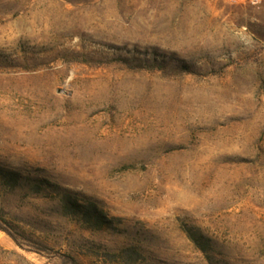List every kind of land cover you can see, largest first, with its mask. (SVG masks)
I'll return each instance as SVG.
<instances>
[{"label":"rangeland","instance_id":"obj_1","mask_svg":"<svg viewBox=\"0 0 264 264\" xmlns=\"http://www.w3.org/2000/svg\"><path fill=\"white\" fill-rule=\"evenodd\" d=\"M0 264H264V0H0Z\"/></svg>","mask_w":264,"mask_h":264},{"label":"trees","instance_id":"obj_2","mask_svg":"<svg viewBox=\"0 0 264 264\" xmlns=\"http://www.w3.org/2000/svg\"><path fill=\"white\" fill-rule=\"evenodd\" d=\"M3 176L9 181H13L16 184H19L22 180V176L16 172H6ZM52 184L47 180L40 181V186ZM62 205L65 208L67 214H73L76 216L82 217L84 220L91 222L94 226L97 227H106L112 228L114 221L109 219L103 211H101L96 202L92 200H81L78 196L73 193H64L62 198ZM189 238L192 242L204 253H207L206 238L204 235L197 236V234L189 229L187 231Z\"/></svg>","mask_w":264,"mask_h":264},{"label":"built area","instance_id":"obj_3","mask_svg":"<svg viewBox=\"0 0 264 264\" xmlns=\"http://www.w3.org/2000/svg\"><path fill=\"white\" fill-rule=\"evenodd\" d=\"M241 1H252V2H255L256 0H241Z\"/></svg>","mask_w":264,"mask_h":264}]
</instances>
